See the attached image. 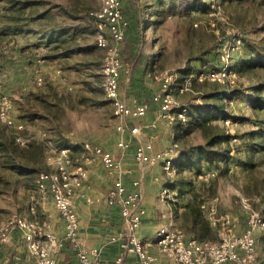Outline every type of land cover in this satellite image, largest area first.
<instances>
[{
    "label": "rangeland",
    "instance_id": "rangeland-1",
    "mask_svg": "<svg viewBox=\"0 0 264 264\" xmlns=\"http://www.w3.org/2000/svg\"><path fill=\"white\" fill-rule=\"evenodd\" d=\"M99 6V0H0V109L4 101L11 103L9 116L22 125L19 131L0 122V226L15 214L28 217L31 203L40 213L52 203L47 194L41 208L36 180L55 172V149L83 141L120 158L117 120L101 90L104 51L95 45L90 17ZM123 6L137 33L118 45L120 97L149 105L160 92L158 77L167 73L172 100L192 113L185 123L162 128L188 153L177 160L176 174L168 179L160 172L158 183L178 192L182 202L189 197L212 205L218 228L227 217L237 237L248 213L264 221V111L253 106L264 69L233 71L223 85L202 84L193 76L219 67L224 49L233 67L244 48L242 43L231 51L234 38L264 37V0H127ZM212 140L211 149L223 158L209 163L198 148ZM74 155L79 163L80 153ZM206 172L214 177L203 178ZM179 221L201 239H219L192 210ZM255 245L252 262L264 264V228L256 232Z\"/></svg>",
    "mask_w": 264,
    "mask_h": 264
},
{
    "label": "built area",
    "instance_id": "built-area-1",
    "mask_svg": "<svg viewBox=\"0 0 264 264\" xmlns=\"http://www.w3.org/2000/svg\"><path fill=\"white\" fill-rule=\"evenodd\" d=\"M127 0H99L97 11L90 15L95 31V45L104 51L102 64L101 90L105 99L111 104L113 117L117 120L115 127L118 133L116 148L123 152L130 144L122 138L128 133L134 140L133 159L141 169L160 166L164 175L169 179L176 172L175 161L179 156L177 142H172L166 149L153 153V143L157 140L156 129L170 127L175 123H185L188 115L187 107L178 106L170 95L173 78L167 73L159 76V93L151 98L155 106L153 120H146L149 105L131 100L126 102L120 97V70L122 63L118 45L126 38L130 22L122 7ZM214 1V0H211ZM214 8V3L211 5ZM215 9L211 15H214ZM197 26V25H195ZM231 51L238 50L243 40L239 37L232 41ZM219 67L208 69L193 76L200 83L203 81L225 84L228 78L234 77L229 65V51L224 49L219 56ZM235 72V71H234ZM38 80V84H40ZM232 83V81H230ZM11 103L3 102L0 109V122L15 130H22V125L13 124L9 113ZM151 131V132H150ZM21 144L24 141H20ZM80 153L82 160L73 161L75 152ZM59 155V162L54 173H40L36 186L41 197L51 196L54 211L60 216L64 227L63 240L42 230L34 222L18 215H13L0 227V245L7 242L9 233L19 231L26 243L28 254L35 264H56L51 255L52 248H60L68 243L76 250L78 264H99V248L83 249L78 242L79 220L74 210V200L79 196L83 183L87 177V167L93 163H100L110 179L106 203L109 207L118 208L122 230L110 242L118 245L119 253L112 264H127V259H134L136 264H154L156 258L148 251V245H154L159 253L166 258L168 264H253L255 253V234L264 228V221L255 213H248L246 229L237 236H231L230 219L223 218L222 229L218 228V219L212 205L206 207L211 217V224L217 228V241H198L187 239L181 229L160 227L156 230L152 240L147 243L138 236V229L145 214L142 206V196L139 181H131V189L125 184V177L132 175L133 169L125 167L120 158L100 147L88 142L78 144L77 147H62L55 149ZM70 168V171H69ZM214 177L213 172H206L203 178ZM167 188L160 191L162 201L174 196ZM205 208V206H201ZM42 237V238H41Z\"/></svg>",
    "mask_w": 264,
    "mask_h": 264
},
{
    "label": "crops",
    "instance_id": "crops-1",
    "mask_svg": "<svg viewBox=\"0 0 264 264\" xmlns=\"http://www.w3.org/2000/svg\"><path fill=\"white\" fill-rule=\"evenodd\" d=\"M122 9L124 10V7H122ZM127 18L129 19L131 25L126 37L129 36V38H132L135 33H137V28L128 16ZM132 32L135 33L133 34ZM238 60V62L242 61L240 56ZM145 78L146 77L143 79ZM135 88H137L136 91L144 92V90H142L143 87H140V85H137ZM157 89L158 86L156 87L153 95L157 92ZM149 90H151V88H149ZM151 92L153 91L151 90ZM149 107L146 120L153 118L155 106L149 102ZM168 132L169 131L165 129L158 128L156 131L157 140L153 143V153L163 151L172 142H174V140L171 139L172 135H169ZM122 138L129 142L131 149L120 152V155L118 156L125 167H131L133 169L132 175L125 177V184L128 190H132L130 185L131 181H139L142 206L145 208V214L138 229V236L143 241L149 243L156 230L164 226L179 230L181 229L187 239L212 241L211 238L201 239L197 231L186 229L185 224H182L181 221H179V218L192 210L194 215L198 214L208 220V230L211 231L215 237L217 228H214L211 224V217L208 214V210H206V207H208L209 204H199L197 199L189 197H186L187 199H184L182 202L177 198L178 192L169 189L168 186L163 185L161 187L158 183V174L162 172L160 166L146 169L143 171V174L141 171H138V169L141 168L135 164L133 159L135 140L128 133L123 134ZM114 140L116 148L118 136L115 137ZM102 149L112 153L113 155L115 154L113 150H107L103 147ZM179 157L180 156L176 159L175 164ZM147 171L150 175L144 174ZM152 179H154V181ZM109 186L110 179L103 166L100 163H93L87 167V177L81 190L79 191V196L74 200V210L77 213L79 220L77 237L79 239V246L83 249L99 248V264H112L113 260L118 255V245L115 242H110V238L117 236L121 232L123 225L121 223L118 208L109 207L106 203V194L107 191H109ZM163 188H167L171 192H174V198L162 201L159 198V194ZM45 198L46 197L37 198L39 199L37 201H41L40 206L42 209H44L43 205L45 204ZM177 206H179V208H177ZM201 206H205V208H201ZM28 211V217L19 214L15 215L34 222L42 230L52 233L57 240H63V222L61 221L60 216L54 211L52 203H49L47 210L41 213L38 208L31 203L28 207ZM39 214H42V219ZM194 221H196V219H194ZM8 237L7 242L0 245V264H35L33 258L27 252L26 243L22 239L20 232L12 231L9 233ZM148 251L156 258L154 264L169 263V261L159 253L158 249L154 245H148ZM51 255L55 259L56 264H78L76 250L68 245V243H64V245L60 248H52ZM127 264H136V262L134 259L130 258L127 259Z\"/></svg>",
    "mask_w": 264,
    "mask_h": 264
},
{
    "label": "trees",
    "instance_id": "trees-1",
    "mask_svg": "<svg viewBox=\"0 0 264 264\" xmlns=\"http://www.w3.org/2000/svg\"><path fill=\"white\" fill-rule=\"evenodd\" d=\"M243 44H244V48L240 54V59L242 61L237 62L233 67L231 66L232 70L235 71L236 73H243L251 69H257V70L264 69V37H262V39L257 42L243 40ZM135 57L136 55H133L134 62H135ZM207 82L208 81H203L201 83L204 84ZM213 84H217V83H213ZM254 90L255 93L259 95H257L256 100L253 103V106L257 110L264 111V97H262L260 94V92H264V83L257 85L254 88ZM189 113L190 110H188L187 117L189 116ZM190 114L192 115V113ZM214 143H215L214 140H212L209 142V144H207V146L198 148L200 159H204L205 161L212 163L215 160L217 161L218 159L223 158L222 151L211 149ZM187 153H188L187 151H181L179 155L180 156L179 160L186 157ZM180 161L177 162L180 163Z\"/></svg>",
    "mask_w": 264,
    "mask_h": 264
}]
</instances>
